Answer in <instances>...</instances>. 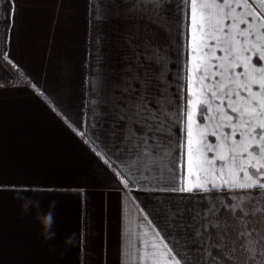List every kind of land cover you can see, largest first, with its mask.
I'll use <instances>...</instances> for the list:
<instances>
[{
  "label": "snow or ice",
  "instance_id": "snow-or-ice-1",
  "mask_svg": "<svg viewBox=\"0 0 264 264\" xmlns=\"http://www.w3.org/2000/svg\"><path fill=\"white\" fill-rule=\"evenodd\" d=\"M95 7L123 12L127 29L118 67L102 63L91 93L99 117L93 150L127 169L122 182L143 179L166 194L155 219L144 217L154 236L141 241L136 264H264V0H97ZM173 28H183L188 46L193 29L201 37L184 48L183 105L169 91ZM194 87L199 103L189 98Z\"/></svg>",
  "mask_w": 264,
  "mask_h": 264
},
{
  "label": "crops",
  "instance_id": "crops-1",
  "mask_svg": "<svg viewBox=\"0 0 264 264\" xmlns=\"http://www.w3.org/2000/svg\"><path fill=\"white\" fill-rule=\"evenodd\" d=\"M10 3L0 43L10 73L0 83V264H136L141 241L154 236L144 217L155 219L166 194L148 190L143 179L122 182L127 169L98 156L91 135L99 118L91 93L102 63L118 67L125 14L102 13L97 0ZM183 31L173 28L167 63L169 91L181 105L184 48L201 40L193 29L188 46ZM198 59L199 52L190 57L193 79ZM198 91L189 97L195 103Z\"/></svg>",
  "mask_w": 264,
  "mask_h": 264
},
{
  "label": "rangeland",
  "instance_id": "rangeland-1",
  "mask_svg": "<svg viewBox=\"0 0 264 264\" xmlns=\"http://www.w3.org/2000/svg\"><path fill=\"white\" fill-rule=\"evenodd\" d=\"M0 2L1 3L3 2L2 6L0 5V14H1V12H3V14H4V18H3L2 22L0 21V26H2V34H1V38H0V43L3 44L5 37H6V35H5V28H6L5 20L7 18V13H8L6 7H5V9H3V7L6 3H8V0H0ZM1 23H3V24L1 25ZM1 50L2 49L0 48V83H5L6 78H7L6 76L8 74L4 73L2 71V68L7 71L8 64L6 61L5 51H3V50L1 51Z\"/></svg>",
  "mask_w": 264,
  "mask_h": 264
},
{
  "label": "trees",
  "instance_id": "trees-1",
  "mask_svg": "<svg viewBox=\"0 0 264 264\" xmlns=\"http://www.w3.org/2000/svg\"><path fill=\"white\" fill-rule=\"evenodd\" d=\"M11 0H8V3H6L5 5H4V7H3V9H5V7H6V9H7V18H6V20H5V23H6V28H5V35L7 36V33H8V29H9V24H10V8H11ZM7 5V6H6ZM5 40H6V37H5ZM2 71L4 72V73H6V74H8V76H10V73L9 72H7L6 70H4L3 68H2Z\"/></svg>",
  "mask_w": 264,
  "mask_h": 264
},
{
  "label": "clouds",
  "instance_id": "clouds-1",
  "mask_svg": "<svg viewBox=\"0 0 264 264\" xmlns=\"http://www.w3.org/2000/svg\"><path fill=\"white\" fill-rule=\"evenodd\" d=\"M49 221H51V216H49Z\"/></svg>",
  "mask_w": 264,
  "mask_h": 264
}]
</instances>
